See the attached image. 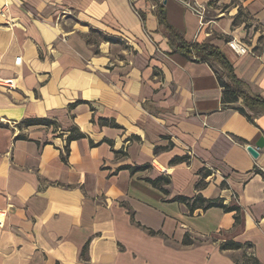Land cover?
<instances>
[{"label": "crops", "instance_id": "crops-1", "mask_svg": "<svg viewBox=\"0 0 264 264\" xmlns=\"http://www.w3.org/2000/svg\"><path fill=\"white\" fill-rule=\"evenodd\" d=\"M195 1L203 23L174 0L161 2L166 22L217 46L264 98V0ZM5 4L0 83L14 88L0 85V264H264V114L223 108L211 67L170 51L146 0ZM159 177L167 194L145 181ZM197 195L239 221L172 202ZM227 242L242 247L221 251Z\"/></svg>", "mask_w": 264, "mask_h": 264}, {"label": "trees", "instance_id": "trees-1", "mask_svg": "<svg viewBox=\"0 0 264 264\" xmlns=\"http://www.w3.org/2000/svg\"><path fill=\"white\" fill-rule=\"evenodd\" d=\"M154 9H155V18L158 25L161 28L163 36L168 41V47L172 53H178L182 55L185 59L190 61L204 62L208 64L215 77L218 79V83L222 88V107L225 109H233L239 112L242 116H244L247 120L254 122L253 117L256 115L264 114V98L261 96L254 95L248 90L246 84L242 82L240 78H237L234 67L225 55L222 53L218 47L212 45L210 42L201 40L189 42L186 41L185 38L176 31L173 27H171L166 22L165 9L161 5L158 0H151ZM141 24L143 27L145 26V16L142 12H137ZM253 113L251 116L249 113ZM81 134H77L76 136H67V144L70 141H74L76 139L81 138ZM65 152H67V147L65 146ZM149 166L143 167H121L119 170H129L130 174L133 175L135 172L147 169ZM208 175V172L202 173L200 175V181L196 185V189L199 190L204 186L205 177ZM147 183H150L154 188L158 189L162 194H167L166 190L162 187L164 184H169V180L166 177H159L154 180H145ZM172 202L180 203L185 205L186 208L189 209V212L192 213L195 209H201L203 212L207 211L211 208H219L223 209L224 212H235L234 221L237 223L238 220V209L237 208H228L225 207L221 200H208L204 199L202 196L197 195L192 199L178 196L174 198ZM149 235H160L159 233H155L153 231L148 232ZM183 246H191L193 242L189 239V236L184 235V239L182 241ZM242 245L234 242H227L222 244L219 249L222 250H236L241 248ZM241 264H260L253 257L243 256V259L240 262Z\"/></svg>", "mask_w": 264, "mask_h": 264}, {"label": "built area", "instance_id": "built-area-1", "mask_svg": "<svg viewBox=\"0 0 264 264\" xmlns=\"http://www.w3.org/2000/svg\"><path fill=\"white\" fill-rule=\"evenodd\" d=\"M160 3L164 0H158ZM167 1V0H165ZM171 1V0H170ZM175 2L179 3L183 8L188 9L191 11L198 19V22L203 23V18L205 14V7L202 6V4H198L195 0H174ZM154 9V7H152ZM7 11V5H3V7L0 9V15L2 17H5V13ZM6 25H8L6 23ZM228 49H231L233 52H235L237 55H244L248 49H246L245 46L238 43L235 39L230 40L227 44ZM21 62V57L16 58L14 64L18 65ZM2 86H6L10 89H13L12 81L11 80H3V82L0 83ZM191 154V153H190ZM258 171L264 175V166L262 168H259ZM1 225V222H0Z\"/></svg>", "mask_w": 264, "mask_h": 264}, {"label": "water", "instance_id": "water-1", "mask_svg": "<svg viewBox=\"0 0 264 264\" xmlns=\"http://www.w3.org/2000/svg\"><path fill=\"white\" fill-rule=\"evenodd\" d=\"M162 2H163V4H166L165 0L162 1ZM246 149H247L248 153L251 155L252 158L256 159L258 157V153L251 146H247Z\"/></svg>", "mask_w": 264, "mask_h": 264}, {"label": "rangeland", "instance_id": "rangeland-1", "mask_svg": "<svg viewBox=\"0 0 264 264\" xmlns=\"http://www.w3.org/2000/svg\"><path fill=\"white\" fill-rule=\"evenodd\" d=\"M146 1H147L148 4H152V1L151 0H146Z\"/></svg>", "mask_w": 264, "mask_h": 264}]
</instances>
